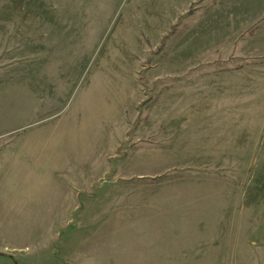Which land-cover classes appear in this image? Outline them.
Listing matches in <instances>:
<instances>
[{
  "label": "rangeland",
  "instance_id": "374dc122",
  "mask_svg": "<svg viewBox=\"0 0 264 264\" xmlns=\"http://www.w3.org/2000/svg\"><path fill=\"white\" fill-rule=\"evenodd\" d=\"M50 199L264 264L263 0H0V232L39 240Z\"/></svg>",
  "mask_w": 264,
  "mask_h": 264
},
{
  "label": "crops",
  "instance_id": "0c3cea01",
  "mask_svg": "<svg viewBox=\"0 0 264 264\" xmlns=\"http://www.w3.org/2000/svg\"><path fill=\"white\" fill-rule=\"evenodd\" d=\"M42 205L34 216L40 239L35 233L0 232V255L29 249L28 256H18L28 264H256L246 258L245 242H235L231 233L225 239L223 233L198 230L203 218L196 215L147 216L136 225L133 217L90 209L93 203L50 199Z\"/></svg>",
  "mask_w": 264,
  "mask_h": 264
}]
</instances>
